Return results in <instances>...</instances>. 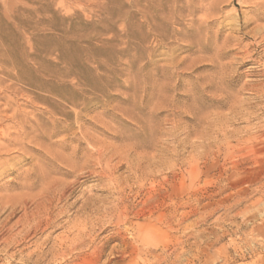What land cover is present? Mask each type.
Segmentation results:
<instances>
[{
	"label": "rangeland",
	"instance_id": "374dc122",
	"mask_svg": "<svg viewBox=\"0 0 264 264\" xmlns=\"http://www.w3.org/2000/svg\"><path fill=\"white\" fill-rule=\"evenodd\" d=\"M260 3L0 0V264H264Z\"/></svg>",
	"mask_w": 264,
	"mask_h": 264
},
{
	"label": "bare ground",
	"instance_id": "6f19581e",
	"mask_svg": "<svg viewBox=\"0 0 264 264\" xmlns=\"http://www.w3.org/2000/svg\"><path fill=\"white\" fill-rule=\"evenodd\" d=\"M261 7H264V3H260L259 4ZM257 13L259 14V16L260 17H262L263 19H264V12L263 13H260V12H258L257 11ZM263 37V36H262ZM4 134V133H3ZM4 137V136H3ZM9 235V234H8ZM16 236V235H15ZM5 237V236H4ZM14 237V236H13ZM14 241V240H13ZM17 241V240H16ZM8 242H10V241H8ZM15 242V241H14ZM12 243V242H11ZM5 244V243H4Z\"/></svg>",
	"mask_w": 264,
	"mask_h": 264
}]
</instances>
